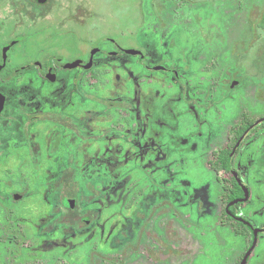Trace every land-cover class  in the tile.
Instances as JSON below:
<instances>
[{
    "label": "flooded vegetation",
    "instance_id": "af4514ba",
    "mask_svg": "<svg viewBox=\"0 0 264 264\" xmlns=\"http://www.w3.org/2000/svg\"><path fill=\"white\" fill-rule=\"evenodd\" d=\"M138 1L143 13L134 31L137 45L131 46L123 33L121 41L115 35L120 26L114 20L100 25L103 34L93 37L98 0H0V164L17 157L34 172L46 165L49 178L59 171L58 194L66 204L57 212L61 253L54 264L75 262L78 254L88 262L103 258L96 242L91 244L96 238L99 246L112 248L115 241L104 240V230L114 238L123 235L114 239L123 244L119 254H106L108 263L123 264L131 255L126 251L134 250L135 264H164L178 255L181 239L167 217L175 213L172 206L155 216L162 203L148 205L150 211L135 221L138 234L131 244L127 230L120 231L129 218L120 228L113 219L130 209L132 180L148 187L146 195L160 190L161 198L166 197L164 185L156 184L159 176L146 170L163 164L168 140L176 141V153H191L204 143L203 162L195 157L193 163L200 161L204 171L214 174L218 189L204 181L203 170L195 178L204 183L195 187L208 182L201 189H207L214 225L243 240L245 248L234 264L250 251L244 263L249 264L253 251L264 246V86L259 76L264 51L259 59L252 45L258 21L247 27L249 44L245 37L226 45V0ZM125 9L121 31L127 25ZM184 26L186 32L180 33L186 37L178 36ZM183 41L187 46L178 56L174 47ZM194 68L200 74L196 84ZM245 68L248 76L240 75ZM218 71L221 75L211 78L216 81L204 84L207 74L217 76ZM215 85L214 99L210 90ZM243 104L249 107L236 113ZM174 160L169 163L174 171L186 161ZM145 165L152 167L145 170ZM76 186L89 195V203L76 204ZM115 191L121 199L114 197ZM20 198L13 194L14 200ZM45 217L49 212L39 219ZM7 236L17 234L10 230ZM9 239L0 236V264L5 247L7 256L14 255ZM75 247L77 251L67 253ZM257 259L256 264H264V253Z\"/></svg>",
    "mask_w": 264,
    "mask_h": 264
},
{
    "label": "rangeland",
    "instance_id": "374dc122",
    "mask_svg": "<svg viewBox=\"0 0 264 264\" xmlns=\"http://www.w3.org/2000/svg\"><path fill=\"white\" fill-rule=\"evenodd\" d=\"M124 7L126 8L125 22L127 25L124 26L125 28L123 29V31H121V26H123L124 21ZM199 11L203 12L201 10H198L197 12ZM97 13V20L95 22L96 26H93L96 27V29L91 28L93 32L94 30L96 32L92 33L93 37L95 35L98 36L103 34L104 31H100V29H103L100 25L103 26L109 20H114V22L116 21L115 26L118 24L120 26L119 28L115 27V29H118L114 31L116 33L115 35L119 36V40H122L123 33L125 43L131 46L137 45V38L134 37V31L135 28L139 26L142 19L141 14L143 13L141 11V5L139 4L138 0H129V2H120V4L115 3V0H98ZM263 14L264 0H226L224 6V16L226 20L225 44L236 45V42L238 40L244 39L245 37L247 38V44H249L247 37V35H249V32L247 30V27L249 26L251 21H258L259 23ZM111 17H114V19H112ZM146 17L151 22L153 21V16L146 15ZM118 19H120L122 22H119ZM215 28H217V26ZM178 30V36L183 35L184 37H186L185 34L180 33L186 32L185 26L184 29L179 27ZM254 38L255 40L253 41L252 45L254 49L258 50V57L259 59H261L264 51V29L258 26L256 36H254ZM171 40L174 41L173 37L171 38ZM184 42L185 41H183L182 44H179V47H174V53H176V55L180 56V53H183L181 51L182 47L186 48L187 46V44H184ZM262 60H264V55L262 57ZM192 70L193 71H191V73L195 79L196 84L200 76V74L198 73L199 70L195 68ZM225 70L227 74H231L229 71V65L225 66ZM245 71L249 72L250 70L249 68H245V70L243 69L242 73L240 70L239 74H248V72ZM221 73L222 71L219 72L217 76L207 74L206 78L208 79L205 80L207 82H204V84L216 81L211 78H217L219 75H221ZM262 73L259 72V76L262 77V79H260V82H262L264 86V70L262 71ZM217 92L218 90H216L215 85L210 90L212 98H218ZM103 93L106 95H110L112 94V91L110 92L109 90H105ZM245 106L246 105L244 104L240 105V107L235 112L238 113L241 109L243 110L246 107H249ZM246 110L251 111L250 109ZM231 112L233 111L231 110ZM235 112L231 113V115ZM220 113L221 112H217V115ZM210 115L214 117L215 114L211 113ZM201 144L203 145L204 143ZM168 145V148L165 151L166 159L163 160L164 162L163 164L161 163V166H159L158 168L156 166L152 167V165L143 166L145 167V170L146 168L148 169L151 167L159 169L157 171H152L151 168L150 170H146V172L153 177L159 176L156 184L157 186L164 185L163 188L165 190L166 197L161 198L162 195L161 193H159L161 192L160 190L156 191L157 193L151 194L150 196L146 195L149 192L147 190L148 187L143 185L139 186L141 184H137V179L134 178L135 180L129 182V197L131 202L130 209H124L122 212L123 216H117V218H114L113 220L118 224V227L120 228L122 226L120 222L128 220L127 218H129L130 222L124 221V224L121 227L120 231L124 229L127 230L126 232H128V235L126 233L125 234L130 239H128V242H130V244L134 243V240L137 239L136 237L138 234L137 227L134 228V225L136 223L135 221L138 220V217L143 218L142 215L144 212H149L151 207L157 206L161 202V210L159 209L155 216L165 213V211L168 209L171 210L170 207L172 206L175 213L168 214L167 217L169 220L174 221L176 227L179 228L178 230L181 235L180 241L176 244V252H178V255L176 257L171 256L172 258L164 264H234L239 254L244 250L245 243L240 238L234 236L229 229H221L215 227L214 221H216V218L214 212L213 210H210L211 205L209 204L210 207H208V202L206 201L207 189H201L208 182H205L202 187H195L196 185H202L201 183H204L203 181H201L202 178H200L199 180H196L195 178L197 176L196 174H198L200 170H203L202 172L204 174V181L210 180L212 188L218 189V184L214 179V174L212 172H209L208 174V172L204 171L203 165L201 164V162H203L202 154L205 152L206 146H196L194 149L190 150L192 151L191 153H187L183 150L177 151L176 153V141L169 142L168 140ZM178 156L183 157L186 161L183 164H177L176 171H174V165L171 168V166H169V163H174L175 157L178 159ZM195 157L201 160V162H198L199 164L193 163V160L196 159ZM9 160L10 161L8 163L0 164V236L4 239L6 237H8V239L11 238L9 239L10 242H8V246L12 247V249L14 250V255L10 254L7 256L5 247L3 249L4 252H2V261L4 264H22L23 262L30 263L32 261H34L35 264L57 263L59 253H61V250H59L61 246L58 245V242L60 241V236L62 234V231L59 230L57 212L58 210H60L61 205L63 206L64 204H66L65 198L58 194L59 171H55L54 176L52 178H49V174L46 171V165H38V169L34 172L31 164H27L17 157ZM154 173L155 176L153 175ZM193 173H195V176L193 175ZM175 174L186 179H191L192 183H188L184 180L180 182L179 179L174 178L176 176ZM81 181H83V179ZM179 184L183 186L178 187ZM121 188L120 190H123V188ZM115 192L116 194H114V197H120L121 199V193L118 194L120 191ZM15 193L21 194V198L18 200H14L13 194ZM194 194H196L197 197L195 199ZM215 195H217V192ZM75 198L76 204L78 206L83 203H89L90 200L89 195H87L86 192L81 191L79 186H76ZM163 199L167 200H165L166 203L162 201ZM148 205L152 206L149 207ZM76 209L78 208L76 207ZM208 210H210L211 214L208 213ZM48 212L49 219H46L45 217L44 221H41V219L39 218H41L43 215H46ZM116 214L117 213H114V215ZM7 215L9 216V220L7 218ZM8 223L9 225L10 223H12V225H10V228L9 226L6 228V225H8ZM14 223L16 226L13 227ZM10 230H14L17 234V236H13L14 239H12L11 236H7V233ZM105 231L106 230H104L103 239L108 240V242L111 240V242L115 241L113 245H110L112 246V248L99 246L97 241L98 239L96 238L92 239L91 244L92 247L96 242L97 254H101L103 258L95 256L96 261L88 262L85 257H82V255L78 254L74 257L75 262L78 261L79 264H111L110 262L108 263L106 254L120 253L118 249L120 248V245L123 244L121 242L122 240L121 238L116 240L114 239L119 238L123 235H116L117 237L114 238V233L109 236V234H107ZM126 235L125 237H127ZM125 240L127 239L125 238ZM185 241L188 242L185 243ZM3 246L6 245L3 243ZM86 246L91 248L89 245ZM134 246L135 245H131V249H133ZM75 250L77 251V247H75L74 250L67 251V253L72 254V252H75ZM128 252H131V255L126 261H123V264H127L128 262V264H135L136 262H138V259L135 258L137 256L136 254H134L135 251H126V253ZM262 253H264V246L261 243L257 247V249L253 251L251 256L252 259H250L249 264H256V262L259 263V260L257 258ZM133 259L136 260L134 261ZM66 261L68 264H78L77 262H71L68 259ZM152 264H154V262H152Z\"/></svg>",
    "mask_w": 264,
    "mask_h": 264
},
{
    "label": "trees",
    "instance_id": "16d2710c",
    "mask_svg": "<svg viewBox=\"0 0 264 264\" xmlns=\"http://www.w3.org/2000/svg\"><path fill=\"white\" fill-rule=\"evenodd\" d=\"M258 26H259L260 28H263V29H264V14H263L262 17H261V20H260V22L258 23Z\"/></svg>",
    "mask_w": 264,
    "mask_h": 264
},
{
    "label": "water",
    "instance_id": "95a60500",
    "mask_svg": "<svg viewBox=\"0 0 264 264\" xmlns=\"http://www.w3.org/2000/svg\"><path fill=\"white\" fill-rule=\"evenodd\" d=\"M249 253H250V251H248V252L246 253V255L243 257V259H242V261H241L240 264H244V263L246 262V259H247V256L249 255Z\"/></svg>",
    "mask_w": 264,
    "mask_h": 264
}]
</instances>
